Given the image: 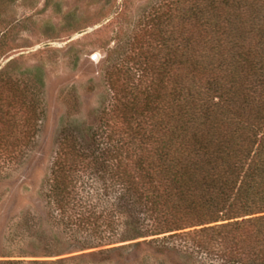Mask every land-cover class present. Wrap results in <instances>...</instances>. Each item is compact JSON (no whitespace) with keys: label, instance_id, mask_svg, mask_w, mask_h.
<instances>
[{"label":"rangeland","instance_id":"rangeland-1","mask_svg":"<svg viewBox=\"0 0 264 264\" xmlns=\"http://www.w3.org/2000/svg\"><path fill=\"white\" fill-rule=\"evenodd\" d=\"M165 2L0 0V264H223L185 234L135 239L152 222L119 201L111 82L146 81ZM60 166L63 221L43 199Z\"/></svg>","mask_w":264,"mask_h":264},{"label":"trees","instance_id":"trees-1","mask_svg":"<svg viewBox=\"0 0 264 264\" xmlns=\"http://www.w3.org/2000/svg\"><path fill=\"white\" fill-rule=\"evenodd\" d=\"M163 8L146 81L111 82L109 141L126 178L118 177L119 201L130 197L131 210L152 222L135 239L185 234L206 258L264 264V0ZM8 141L0 138V152ZM55 174L43 199L48 208L56 200L63 221L68 175L61 166Z\"/></svg>","mask_w":264,"mask_h":264},{"label":"water","instance_id":"water-1","mask_svg":"<svg viewBox=\"0 0 264 264\" xmlns=\"http://www.w3.org/2000/svg\"><path fill=\"white\" fill-rule=\"evenodd\" d=\"M97 57L96 56H94V59H96Z\"/></svg>","mask_w":264,"mask_h":264}]
</instances>
